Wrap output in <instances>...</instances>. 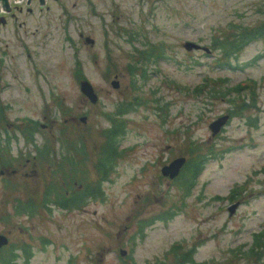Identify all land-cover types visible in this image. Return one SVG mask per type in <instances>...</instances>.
Listing matches in <instances>:
<instances>
[{
  "label": "rangeland",
  "instance_id": "obj_1",
  "mask_svg": "<svg viewBox=\"0 0 264 264\" xmlns=\"http://www.w3.org/2000/svg\"><path fill=\"white\" fill-rule=\"evenodd\" d=\"M19 5L0 23V233L10 240L0 258L14 250L11 264H178L195 247L196 262L264 264L262 254L252 261L233 255L250 250L264 229V0ZM248 29L263 36L231 56L235 67L219 66L216 43ZM186 41L210 51L186 50ZM78 68L96 103L80 91ZM208 77H223L230 94L211 97V83L197 91ZM245 79L253 90L242 91ZM122 104L129 109L117 115ZM223 114L230 118L213 137L209 124ZM119 123L118 156L103 178L107 130ZM205 154L188 193L181 179L161 174L177 156L187 165ZM96 184L103 197L91 195L77 209L43 206L48 187L56 199ZM236 185L246 190L232 193ZM232 196L238 206L230 214ZM168 210L174 216L161 219Z\"/></svg>",
  "mask_w": 264,
  "mask_h": 264
},
{
  "label": "trees",
  "instance_id": "obj_2",
  "mask_svg": "<svg viewBox=\"0 0 264 264\" xmlns=\"http://www.w3.org/2000/svg\"><path fill=\"white\" fill-rule=\"evenodd\" d=\"M261 29V28H260ZM263 36V31L259 29L255 30V29H248L247 32H240L236 37H234L233 39L229 40V41H221L220 43H216L217 47H219L222 50L223 56L222 59L220 61V65H224L225 63L229 64V66H231V62H230V57L233 55H236L237 52H239L240 50H242L243 46L245 44L248 43L249 40L255 38V37H262ZM155 52V51H153ZM145 60V59H144ZM147 60V59H146ZM77 77H82V71L80 68H78L75 72ZM219 81L217 82H213L211 79L210 81L206 82L207 86H209V84L211 83L213 85L212 88L209 89V92L212 94L211 97L215 98V97H221V96H227L230 93H228V91L225 90V88L223 87V82H224V78L219 77ZM219 82V83H218ZM253 82V81H252ZM218 83V87H214L215 84ZM251 83V82H250ZM242 84V87L240 85H234L233 87H231L232 92H236V94L238 95L240 93V90L242 88V91L244 90H249V89H254L251 84ZM248 88V89H247ZM243 105H246V101L244 99L241 100ZM242 108H240L241 110ZM128 108L125 107L121 110H119V113H125L127 112ZM2 109L0 107V116L2 115ZM254 120V119H253ZM123 123H119V124H115L113 125L110 129L107 130V132L109 133V137L107 140V144H106V148L104 149L102 156L100 157L99 160V166H100V171H101V176L102 174H104L105 178L113 164V160L117 154V150H116V138L117 136L122 133L123 131ZM30 137L32 136V132L30 131L28 134ZM1 150L6 149V148H0ZM209 153H213L212 150L209 151ZM209 155L205 154V155H198L197 159L195 160L194 163H189L185 166L186 170L182 172L181 174V188L185 191V192H189L190 189L192 188V186L194 185L197 177L199 176V174L202 172V170L204 169L205 166V162L207 161ZM67 181V180H66ZM52 186V185H51ZM48 189H50V187L46 188L45 190V202L44 205L48 204L49 202H54V204L59 205L62 208H72V207H76L81 205L89 196L91 195H95V196H100L102 195L101 189L99 188V184L96 185H90V186H85L83 188V190H73L70 192V194H65V193H57L58 197L56 199H50V192H48ZM57 189V187H56ZM17 206L19 208V211H25L26 210V203L18 200L17 201ZM168 218V217H166ZM251 250H255L257 251L258 255H264V235L263 234H259V235H255V246H253L251 248ZM193 250L187 251L186 253L182 251H180L178 254L181 253L182 255V260L181 262H179V264H185L186 262H190L191 264H198L194 261L193 259ZM27 255L30 254V252H26ZM13 255L15 256L14 253L12 252H8L7 254L1 256L0 261L5 262V264L11 260L13 257ZM11 258V259H10Z\"/></svg>",
  "mask_w": 264,
  "mask_h": 264
},
{
  "label": "water",
  "instance_id": "obj_3",
  "mask_svg": "<svg viewBox=\"0 0 264 264\" xmlns=\"http://www.w3.org/2000/svg\"><path fill=\"white\" fill-rule=\"evenodd\" d=\"M4 2H6L7 0H2ZM41 4V1L38 0ZM29 2V0L27 1ZM0 22H3L5 23V19L3 17L0 18ZM86 42L88 43H94V40L90 37H87L86 38ZM185 47L188 49V50H191L193 48L195 49H198V48H201V46L199 44H196L194 42H191V41H188L186 42L185 44ZM206 51H209L208 48H204ZM113 86L114 87H118L119 86V81L117 80H114L112 82ZM80 89L81 91L85 94V96H87L91 102L95 103L97 102L98 100V95L97 93L95 92V89L93 87V85L91 84L90 81L88 80H82L81 83H80ZM228 118L229 116L228 115H223L221 117H219L218 119H216L215 121H213L211 124H210V129L212 131V134L213 135H216L222 128L223 125L226 124V122L228 121ZM82 121H86V117L83 116L81 118ZM185 163V157H179V158H176L175 160H173L169 165H166L162 168V173L163 175L165 176H169L171 178H174L175 176H177L180 172V169L182 168V166L184 165ZM237 204L233 205L230 210L231 212L234 211L235 207H236ZM8 243V239L4 236V235H0V248L7 244ZM123 254H125V251H122Z\"/></svg>",
  "mask_w": 264,
  "mask_h": 264
},
{
  "label": "flooded vegetation",
  "instance_id": "obj_4",
  "mask_svg": "<svg viewBox=\"0 0 264 264\" xmlns=\"http://www.w3.org/2000/svg\"><path fill=\"white\" fill-rule=\"evenodd\" d=\"M40 152H41V147H40ZM3 250H4V247L1 248V250H0V254L2 253ZM12 253H14L15 256L13 255V257H11L12 259L10 258L11 260H9L6 264H11V263L15 260V258L17 257V255H16V253H15L14 250H12Z\"/></svg>",
  "mask_w": 264,
  "mask_h": 264
}]
</instances>
